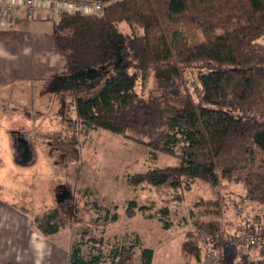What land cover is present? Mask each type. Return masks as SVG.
<instances>
[{
    "label": "trees",
    "instance_id": "trees-1",
    "mask_svg": "<svg viewBox=\"0 0 264 264\" xmlns=\"http://www.w3.org/2000/svg\"><path fill=\"white\" fill-rule=\"evenodd\" d=\"M97 16L63 13L53 22V43L69 72L111 71L97 92L77 98L76 121L87 129L114 135L128 133L147 138L129 139L152 152L177 157L178 164L126 176L132 190L188 192L194 183L205 184L215 200H198L192 227L180 246L182 264H264V222L246 218L247 226L232 234L228 206L219 191L222 182L240 185L238 208L254 204L264 208V0H101ZM235 19V27L217 33L219 22ZM124 24L128 32H123ZM201 35L202 40H200ZM205 65L198 77L201 98L192 102L187 93L135 92L136 82L146 86L152 73L163 66ZM129 70L133 73L129 75ZM106 73V72H105ZM72 129V119L66 121ZM45 152L64 168L79 161L74 141L62 132L48 135ZM61 139V140H57ZM178 150V153L176 152ZM223 188V187H222ZM220 195V196H219ZM171 200L164 201L168 204ZM124 217L148 207L127 201ZM161 215H169L168 207ZM49 214L39 230L55 235L65 224ZM205 216L214 218L204 222ZM264 216V210H263ZM117 221L111 216L108 223ZM262 226H261V225ZM87 232V231H86ZM86 232L72 244L67 264H99L85 260L81 246ZM135 246L113 251L111 264H131ZM257 255L251 257V253ZM141 264H152L153 250L142 248Z\"/></svg>",
    "mask_w": 264,
    "mask_h": 264
},
{
    "label": "rangeland",
    "instance_id": "rangeland-1",
    "mask_svg": "<svg viewBox=\"0 0 264 264\" xmlns=\"http://www.w3.org/2000/svg\"><path fill=\"white\" fill-rule=\"evenodd\" d=\"M44 24L49 26L48 22ZM235 25V19L222 20L217 33ZM120 27L128 32L124 24ZM11 30L16 35L20 33L15 27ZM5 47L12 51L9 45ZM204 67L163 66L152 73L146 86L138 79L135 92L144 97L151 91L187 93L192 102L198 103L201 87L197 76L206 71ZM110 72L80 74L75 79V73L65 68L61 57L43 64L34 56L31 61L18 63V70L13 63L0 61V74L8 78L0 86V264H67L72 244L86 231V242L90 238L101 240L102 246L93 242L82 245L85 260L97 258L99 264H111L114 250L135 246L131 264H141L142 248L153 250L152 264H182L180 246L192 227L191 213L203 210L193 204L198 200H215L217 194L200 182L194 183L190 191L178 193L149 188L132 190L126 185V176L175 166L178 159L152 152L129 139L136 137L146 142L147 138L142 136L87 129L76 121L73 111L76 99L100 90ZM35 73L48 75V79L54 73L65 75L55 78L54 87L47 86L40 76L15 80V76L36 77ZM69 119L73 121L70 130L66 123ZM53 132L72 138L79 161L64 168L45 152L50 148L48 135ZM222 187L219 194L225 203L234 206L233 210H242L238 215L228 213V229L232 234L246 228V218L258 216L259 223L264 222L263 207L254 204L237 207L243 197L240 185L223 181ZM131 199L148 207L146 214L153 218L138 212L127 220L125 203ZM167 199L171 201L165 204ZM166 206L169 215L164 217L160 210ZM49 214L55 215L54 222L66 227L45 237L38 227ZM114 214L117 221L108 223ZM201 220L209 222L214 218L205 216ZM256 255L251 253V257Z\"/></svg>",
    "mask_w": 264,
    "mask_h": 264
},
{
    "label": "crops",
    "instance_id": "crops-1",
    "mask_svg": "<svg viewBox=\"0 0 264 264\" xmlns=\"http://www.w3.org/2000/svg\"><path fill=\"white\" fill-rule=\"evenodd\" d=\"M58 18L59 16H55V20L50 21L48 12L44 15L42 14V16L39 18H28L24 12V9L22 8L15 9L12 18L10 19H3L0 17V61L13 63L14 68L18 70V63L28 60L31 61V58H34V56L39 57L40 62L43 64H45V62L47 63L48 61L54 62V59L56 60L57 57H61L64 60V57H62L57 51L51 35L52 24ZM44 22H48L49 26L45 25ZM12 27H15L17 32L20 31V33L17 35L14 34L15 30L12 31ZM15 35L16 37H14ZM5 45H9V50L12 51L9 52ZM5 71L6 69L4 72ZM74 73L75 74L73 77L78 79L79 77H77L76 74L79 72ZM87 73L90 72H80L81 75H88ZM3 75L5 76L4 73ZM34 75L36 77H33L32 75H28L26 77L15 76V80L24 78H29V80L41 78V80H45V82L48 83L47 86L54 87V83L57 81V79L64 77L65 74H52L53 76L51 79L55 80V78H57L55 81L48 79V75L41 76V74L37 73ZM4 76L0 74V86L3 85L4 82L6 83L8 80V78ZM60 82H63V80ZM31 153L33 154V150H31ZM21 162L25 163V161H22V159ZM30 226L32 225L30 224Z\"/></svg>",
    "mask_w": 264,
    "mask_h": 264
},
{
    "label": "built area",
    "instance_id": "built-area-1",
    "mask_svg": "<svg viewBox=\"0 0 264 264\" xmlns=\"http://www.w3.org/2000/svg\"><path fill=\"white\" fill-rule=\"evenodd\" d=\"M0 17L10 19L15 9L22 8L28 18H39L48 12L49 20L63 13L97 16L104 5L101 0H0ZM215 257L209 256L206 264H214Z\"/></svg>",
    "mask_w": 264,
    "mask_h": 264
},
{
    "label": "flooded vegetation",
    "instance_id": "flooded-vegetation-1",
    "mask_svg": "<svg viewBox=\"0 0 264 264\" xmlns=\"http://www.w3.org/2000/svg\"><path fill=\"white\" fill-rule=\"evenodd\" d=\"M79 75H80V72L76 74L77 77H79ZM64 195H65V193H64Z\"/></svg>",
    "mask_w": 264,
    "mask_h": 264
}]
</instances>
